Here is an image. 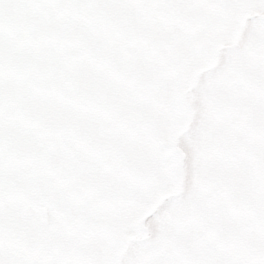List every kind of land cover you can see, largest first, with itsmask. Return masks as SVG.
I'll return each instance as SVG.
<instances>
[{"label":"rangeland","instance_id":"obj_1","mask_svg":"<svg viewBox=\"0 0 264 264\" xmlns=\"http://www.w3.org/2000/svg\"><path fill=\"white\" fill-rule=\"evenodd\" d=\"M0 264H264V0H0Z\"/></svg>","mask_w":264,"mask_h":264},{"label":"water","instance_id":"obj_2","mask_svg":"<svg viewBox=\"0 0 264 264\" xmlns=\"http://www.w3.org/2000/svg\"><path fill=\"white\" fill-rule=\"evenodd\" d=\"M41 216H42V218H43V221H42V224L43 225H45V220H44V218H45V212L44 211H41Z\"/></svg>","mask_w":264,"mask_h":264}]
</instances>
